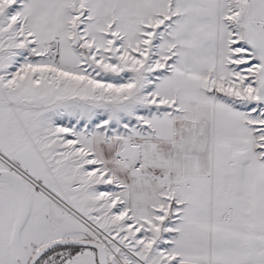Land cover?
Returning a JSON list of instances; mask_svg holds the SVG:
<instances>
[{
  "label": "snow or ice",
  "instance_id": "1",
  "mask_svg": "<svg viewBox=\"0 0 264 264\" xmlns=\"http://www.w3.org/2000/svg\"><path fill=\"white\" fill-rule=\"evenodd\" d=\"M0 264H264V0H0Z\"/></svg>",
  "mask_w": 264,
  "mask_h": 264
}]
</instances>
